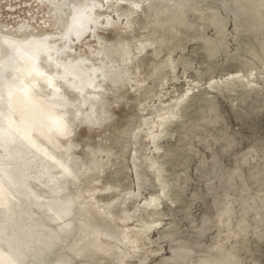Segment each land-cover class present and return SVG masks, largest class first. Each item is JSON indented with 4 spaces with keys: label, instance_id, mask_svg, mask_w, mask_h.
<instances>
[{
    "label": "rangeland",
    "instance_id": "obj_1",
    "mask_svg": "<svg viewBox=\"0 0 264 264\" xmlns=\"http://www.w3.org/2000/svg\"><path fill=\"white\" fill-rule=\"evenodd\" d=\"M157 14L159 23L154 22ZM166 15L172 19L163 22ZM216 21L224 25L221 34ZM244 21L234 0H0L1 36L31 40V52H40V42L54 47L25 75L28 83H38L33 95L50 105L28 125L33 129L22 146L28 154L33 150V168L19 179L49 196L36 181L39 173H55L44 166L45 145L58 155L70 145L73 165L83 167L82 159L89 165L88 171L68 175L61 183L78 197L79 213L67 219L78 224L72 237L64 236L67 244L51 254L30 244L29 257L21 263L16 262L25 251L20 226L6 212L13 195L31 198L0 172V264H208L211 254L220 258L233 250L228 264H264V158L258 149L264 147V60L242 68L244 56L252 57L245 51L249 42L259 46L254 33L243 30ZM206 38L219 45L214 55L207 52ZM104 65L124 70L120 90L100 69L92 72ZM239 79L247 82L244 87L232 84ZM81 85L83 93L76 89ZM95 95L110 101V116L105 119L97 104L90 124L87 115L90 104L97 103ZM59 99L86 105L78 116L71 104L58 107ZM209 100L216 105L209 114L214 120L193 130L186 151H178L183 121L199 119ZM66 112L67 119L50 123V114ZM187 160L188 167L179 171V163ZM248 164L261 165V181L248 180ZM178 171L181 187L174 184ZM249 202L253 207L242 230V208ZM28 210L45 213L34 206ZM221 212L222 225L216 221ZM220 226L229 236L223 250H213ZM85 228L93 231L91 243ZM84 244L95 260L79 253Z\"/></svg>",
    "mask_w": 264,
    "mask_h": 264
},
{
    "label": "bare ground",
    "instance_id": "obj_2",
    "mask_svg": "<svg viewBox=\"0 0 264 264\" xmlns=\"http://www.w3.org/2000/svg\"><path fill=\"white\" fill-rule=\"evenodd\" d=\"M234 3L237 6V10H238L240 16L242 15V17H244V20H245L244 22H247V23H245V24H247L245 26L247 29L245 28L243 30H249V31L253 32L254 37L257 40V41L255 40V41L259 45L257 47L254 45L255 42L253 41V44H252L251 43L252 41H251V42H249L250 47L246 46L247 48L245 49V51L252 57L247 58L246 56H244L245 59L242 62V66H243L242 68H244L245 70H248L251 67H253L254 65H256V63H255L256 60L259 62H262L264 60V0H234ZM160 11H161V9H160ZM165 11H166V9H162V13L165 14L166 13ZM179 13L184 14V11L180 9ZM73 15H75V14H73ZM174 16L176 17V15H174ZM179 16H180V14H179ZM171 19H172L171 16L166 15V17L163 19V22L170 21ZM161 20L162 19L160 18L159 14H157L154 18L155 23H159ZM215 23L220 26L219 27V33L221 34L223 32V30H221V29L224 27L223 23L220 21H216ZM110 24H113V22L110 21ZM108 25H109V23H108ZM249 34H252V33H249ZM250 37H252V36H250ZM221 42L223 43V41H221ZM41 43L42 42L39 43L41 45V50L39 53L31 52L32 51L31 46L33 45L31 40H28V39H26V40H15L13 38L0 35V75H1V78H0V158L2 159V162H0V172H4L7 176H9L14 181L13 183L16 184V188H18V190L21 189L23 192H25V194H27L31 198L29 200H26L23 198H19L16 195H13V198L11 199L10 204H9V210H8V212H6V217L8 219H12V220L16 219V221L18 222V224L20 226V233H21L23 240H24V250L25 251L23 253H21V255L18 258H16L17 263L27 261V258L29 257L28 248H29L30 244H32V243H36V244L43 246L45 248V250L48 252V254H51L56 247H59L60 244H62V245L67 244L69 238H71L73 232H75L74 230L78 228V224H76L75 221H70L67 219L72 215L78 214L80 207L78 205V197L77 196L75 197V196L69 194L68 189L63 188L61 183L66 182L65 179H66V177H68V175L75 176V175L81 174L83 171H88V168H89V165L86 163V161L84 159L80 160L83 167H77L76 168L73 165L75 155L72 154V150L70 148V145L64 146V148H65V150H64L65 154L64 155H58L56 151L51 150L47 145H45L44 150L48 155H47V158L46 157L44 158V166L47 167V169H49V170H54L55 173H54V175H46L43 173H39L37 175L36 181L40 187L48 190L49 196L47 198H45L40 194L39 191L31 190L26 185L24 186V184L21 182V180L18 177L20 174L25 175V172L27 171L28 168L29 169L33 168L32 167L33 159H31L29 157L30 156L29 154H32L33 150H29V154H28L22 146L24 139L27 138L31 134L30 132L33 129V128H31V130H29L28 125L32 126L34 124V122L32 120L33 115L37 114L40 109L41 110L44 109L46 104L50 105L49 101L47 102L46 100H43L42 98H36L33 95V91L35 90V88H37L38 83H28L25 79L26 73H31V71L36 69L34 67L36 65H38V61L40 59L41 54H44L46 52H50L54 49V47H52V46L46 45L45 43L42 45ZM206 49H207L208 54L211 56V55H214L216 52H218L219 45L217 44V42H214V41L209 40V39L207 40V38H206ZM237 57H239V56H237ZM240 57H242V56H240ZM32 59L34 60V62L37 60V62L32 63ZM78 65H80V64H78ZM38 67H39V65H38ZM99 69L103 72L105 79H108L115 84V88H116L115 91L120 90L122 88V86L125 85L126 79L123 76L125 72L122 68H119V70H116L112 67H108L107 65H104L101 68L94 69L92 72L95 74L97 72V70H99ZM39 70H40V73L44 72V69L41 66H40ZM64 71H65L64 73L67 72L66 69ZM157 73H159V72H157ZM63 78L65 80V77H63ZM46 79H47V77H46ZM49 82L52 84L51 78H50ZM88 82L91 85L94 83L93 76L90 77ZM246 83L247 82L245 80L239 79V81H237V82L234 81L232 84H235L236 86L241 85L244 87L246 85ZM84 88H85L84 85L76 87V89L80 93H83ZM239 88H241V87H239ZM104 96L103 95H95L97 103H91L89 106V108L91 109V112H89V115H87V119L89 120V122H90V119L92 117H94L95 110L97 108V104H99L102 108V116L105 119L109 118V116H110V111H109L110 101H108L106 98H104ZM119 96H120L119 97L120 99L124 98V94L123 95L119 94ZM245 97H246V95L243 93L242 102H245ZM51 102H53V101H51ZM55 102L58 105V107L61 106V104H63V105H67V104L70 105L71 104L74 107H77V111L79 112L77 114L78 116H80L82 114L81 109H83L86 105L85 102H82L80 100H76L75 102H73V101L70 102L69 100H65V99L60 100L59 99ZM201 110H202V113H201L199 119H196V121H195V119L193 120L191 117L183 121V123L180 127L181 130L179 131V134H180L179 142H180V144H179V147H177L178 151H180V150L186 151L184 147H187L189 137H190V135H192L191 133L193 132V130L194 131L195 130L199 131L200 129L203 130L204 125L209 124L212 122V120H214V119H212L211 116H209V114L211 112H214L217 110L215 102L210 101L207 108H204V106H201ZM67 115H68L67 112L65 114H61V116H56V115L50 114L48 116V119H50V123H52V122L56 123L58 120H60V118L67 119ZM90 124H91V122H90ZM205 133H207V135L210 134L212 136H215V134L212 132L206 131ZM12 134L16 135V136H13ZM201 139H203L202 134L199 136V140H201ZM186 141H187V143L185 144ZM36 144L39 146V143L36 142ZM258 149L260 151V153H259L260 158L263 159L264 158V147L258 148ZM174 151L175 150L171 149L169 152V155L174 153ZM184 159H186V158H184ZM11 162H13L15 165H8V164H11ZM176 163H178V162H176ZM187 165H189L188 160L184 161V162L183 161L180 162L178 170L179 171L183 170L184 168L188 167ZM180 166H181V169H180ZM260 166L261 165L251 167V166H249V164L247 165V167L249 168V173L247 176L248 180H251L252 182L255 183V182L261 181L263 179V177H262L263 172H262V169L260 168ZM10 168H12L14 170L13 173L11 172ZM179 171L176 172V176H178L179 178L176 179L175 182L172 180L174 182L175 186H177V187H181L180 182H179V180H181V175H180ZM206 176H207V174H206ZM94 179H95L94 175L90 174L89 182L91 183L93 188L96 185L94 183ZM167 181H169V179ZM262 181L260 182L261 184L264 183ZM82 188H79L78 190H76V195H79L81 193L80 189H82ZM261 188H262V185H261ZM62 193H66V196L63 198L61 197ZM258 194H259V192H258ZM178 196H180V195L178 194ZM254 196L256 198L258 197L256 194ZM255 199H254V201H255ZM31 206L36 207L38 210H42V211L44 210L45 213L44 214L38 213V212L31 213L28 210ZM252 207H253V205L250 202L245 203L243 205L242 218L240 221L241 222L240 225H241L242 230H246V224H245V222L247 220L246 215H248L247 212ZM11 212H13V213H11ZM227 212H229V211L227 210L226 214H227ZM208 216H209V214H208ZM221 216H222V212L217 216L216 221L221 222L220 224L222 225L223 220L221 219ZM46 218L50 223L55 224L56 227L50 226L45 221ZM203 218H208V217L205 216ZM208 219H210V218H208ZM208 224H210V223H208ZM216 224L220 225L217 222H216ZM202 225H203V223H202ZM204 225H205V223H204ZM223 225L227 226L226 224H223ZM200 228L201 227H199V229ZM199 229L197 231H199ZM217 229H218V227H217ZM219 229L220 230L217 233L216 240L212 244L213 250L214 249L223 250L224 249L223 244L225 242V239L228 238V236H229V233L227 231H225V235L223 234L224 231L221 230L222 229L221 226L219 227ZM205 231H208V230H204L203 232H205ZM84 232H85L86 237H87V243H91L92 237H93V231L90 228H85ZM203 232H202V234H203ZM190 233H191V231H190ZM64 236L68 237V240L63 239ZM187 242H188V240H187ZM226 242H227V240H226ZM87 247L88 246H86V244L81 245L78 248L79 253L82 254V257H84V258L88 257L92 260H95V258L91 254V253H93V251L89 250V247L88 248ZM244 247H245V245H244ZM69 250H71V248ZM233 251L227 252L226 255H224L223 257L221 256L220 258H216L214 256V254H211L210 258L206 259V262L208 264H228V262H231L232 258L235 257V254H234L235 251L234 252ZM216 259H218V260H216ZM70 260L72 261L71 256H70Z\"/></svg>",
    "mask_w": 264,
    "mask_h": 264
}]
</instances>
